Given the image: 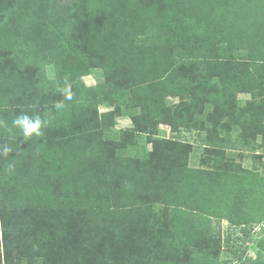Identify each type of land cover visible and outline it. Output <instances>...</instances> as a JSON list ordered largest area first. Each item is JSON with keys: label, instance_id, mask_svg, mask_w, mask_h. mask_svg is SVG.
I'll return each instance as SVG.
<instances>
[{"label": "trees", "instance_id": "trees-1", "mask_svg": "<svg viewBox=\"0 0 264 264\" xmlns=\"http://www.w3.org/2000/svg\"><path fill=\"white\" fill-rule=\"evenodd\" d=\"M10 1L0 0V146L12 148L0 156V264H229L219 260L221 222L245 239L264 221L262 157L250 169L187 162L195 146L223 154L208 146L222 131L264 149V0H48L62 7L65 33L49 49L30 38L42 0H17L29 8L18 24L3 21ZM73 51L101 69L104 86L71 82L57 112L63 92L36 73ZM240 93L259 99L241 107ZM168 98L179 100L173 110ZM104 104L113 109L99 112ZM20 114L48 118L44 135L15 137ZM117 118L131 127L117 131ZM159 124L171 139L154 138ZM142 136L151 150L125 155ZM238 240L228 233L227 250L244 264ZM255 245L248 263L264 264V237Z\"/></svg>", "mask_w": 264, "mask_h": 264}, {"label": "rangeland", "instance_id": "rangeland-1", "mask_svg": "<svg viewBox=\"0 0 264 264\" xmlns=\"http://www.w3.org/2000/svg\"><path fill=\"white\" fill-rule=\"evenodd\" d=\"M17 0H11L8 5L4 7L5 13L2 15L3 21L16 22L20 20V17L26 15L29 11L26 2H18ZM53 2V1H52ZM73 0H61L62 7L70 6ZM59 4V0L57 1ZM49 5L48 0H42L36 14L32 18L33 23L31 24L29 30L33 33L30 38L31 42L34 43V47L40 48L42 41V46L46 45L48 49L50 48V41L55 40L58 37L65 36L61 21L64 20V15L59 17V9L62 10V7ZM59 8H57V7ZM31 20V21H32ZM12 25V27L18 25ZM39 31L40 36L37 38L35 31ZM49 31V36H45L46 31ZM57 32H61L57 34ZM53 37V38H52ZM46 47V48H47ZM46 48H42V51H45ZM85 56L82 53L73 51V53L63 54V61L56 65L46 64L42 69L38 70L36 73V83L39 82L45 88L52 87L55 91L63 92L64 89L71 87V82L81 83L84 87H94L96 85L104 86L103 74L101 69L86 70L84 67ZM51 81V85L49 84ZM103 84V85H102ZM53 92V91H51ZM259 98L251 96V94L240 93L237 94V103L239 106L244 107L247 103L252 101H257ZM179 103L178 98H168L166 100V106L170 107L173 110ZM113 109V106L104 104L99 106V112L104 113ZM55 119L59 121V115H56ZM131 127V122L127 118H117L114 129L123 130ZM171 127L166 124H159L155 130L156 139H171ZM240 132L234 130L230 132H221L220 136L223 137V143L214 142L208 143V146H213L214 149H219L224 151V153L214 156L205 155L203 148L195 146L191 153L188 155L187 165L189 168H216L217 165L222 166L227 162L239 163L242 167L250 169L252 167V161H254L257 155L261 156V161L264 163V149L259 146V138L256 141L251 139H241ZM188 143H192L194 133H184L183 134ZM93 139V138H92ZM144 145L146 151L151 150V144L146 142L145 137L137 138L136 145L128 147V151L124 154L130 158L137 157L136 151ZM146 152V153H147ZM144 155H146L144 153ZM170 163H168L169 165ZM154 213L156 218L161 216L162 206L154 205ZM155 228L156 225L152 224ZM250 235L247 238H241L239 228H229L226 221L221 222V249L222 253L220 254V262L227 261L229 264H240V261L235 260L231 250H227L228 245L226 243V235L228 233L233 234L234 237H238L237 242H233L234 247L238 250L237 255L242 256L244 264H249V261L254 262L257 259L256 245L255 241L260 237H264V221L260 225H254L251 227ZM149 237H152V234L148 233ZM129 250L136 253L141 252L139 245H133L131 243ZM133 254V253H132ZM264 258V257H263ZM224 263V262H223Z\"/></svg>", "mask_w": 264, "mask_h": 264}, {"label": "clouds", "instance_id": "clouds-1", "mask_svg": "<svg viewBox=\"0 0 264 264\" xmlns=\"http://www.w3.org/2000/svg\"><path fill=\"white\" fill-rule=\"evenodd\" d=\"M63 100H58L54 102L53 107L57 112H60L65 109L66 104L65 101H71L73 98V94L69 88L63 90ZM50 123L48 118H42L41 115L36 114L33 116H29L27 114H20L16 116L12 120L11 128L15 129L16 132L13 133L15 137L20 136L24 141L31 139L33 137H41L44 135L43 129L46 128ZM0 127H7L4 121L0 120ZM12 153V148L7 145L0 146V156L8 157L9 154ZM11 165L9 166V170H11Z\"/></svg>", "mask_w": 264, "mask_h": 264}]
</instances>
